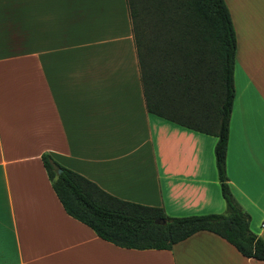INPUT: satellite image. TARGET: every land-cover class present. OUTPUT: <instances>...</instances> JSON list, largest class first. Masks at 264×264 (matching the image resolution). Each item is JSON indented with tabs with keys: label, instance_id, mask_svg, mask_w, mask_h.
<instances>
[{
	"label": "crops",
	"instance_id": "0c3cea01",
	"mask_svg": "<svg viewBox=\"0 0 264 264\" xmlns=\"http://www.w3.org/2000/svg\"><path fill=\"white\" fill-rule=\"evenodd\" d=\"M244 12L225 171L264 241V12ZM215 143L147 111L126 0H0V264H264L207 231L171 250L105 242L65 213L41 161L169 217L206 215L225 210Z\"/></svg>",
	"mask_w": 264,
	"mask_h": 264
},
{
	"label": "trees",
	"instance_id": "16d2710c",
	"mask_svg": "<svg viewBox=\"0 0 264 264\" xmlns=\"http://www.w3.org/2000/svg\"><path fill=\"white\" fill-rule=\"evenodd\" d=\"M147 111L212 136L223 213L169 217L161 207L123 201L60 165L41 161L65 213L101 240L133 250H171L199 232L215 234L243 257L264 261V241L227 184L225 157L235 94L236 36L224 0H126ZM60 170V173H58Z\"/></svg>",
	"mask_w": 264,
	"mask_h": 264
},
{
	"label": "rangeland",
	"instance_id": "374dc122",
	"mask_svg": "<svg viewBox=\"0 0 264 264\" xmlns=\"http://www.w3.org/2000/svg\"><path fill=\"white\" fill-rule=\"evenodd\" d=\"M237 2H231L229 3L230 9H228L229 14L232 16L231 21L232 25L235 31L236 35V40H237V45H236V57H235V65H234V79H235V90L238 91L241 87V83L243 82L241 78V71L240 68L238 67V47H242L244 43L247 41L253 40L252 35L246 32L245 30V23L244 19L241 17V14L244 13H254V12H264V3L259 4V10L256 9L254 6H256V3H244V4H239ZM227 6V5H226ZM241 19V20H240ZM264 28V26H263ZM262 38L264 39V34L262 35ZM242 42V43H241ZM241 43V44H240ZM240 44V45H239Z\"/></svg>",
	"mask_w": 264,
	"mask_h": 264
},
{
	"label": "water",
	"instance_id": "95a60500",
	"mask_svg": "<svg viewBox=\"0 0 264 264\" xmlns=\"http://www.w3.org/2000/svg\"><path fill=\"white\" fill-rule=\"evenodd\" d=\"M58 173H60V170H58Z\"/></svg>",
	"mask_w": 264,
	"mask_h": 264
},
{
	"label": "built area",
	"instance_id": "2783aa9c",
	"mask_svg": "<svg viewBox=\"0 0 264 264\" xmlns=\"http://www.w3.org/2000/svg\"><path fill=\"white\" fill-rule=\"evenodd\" d=\"M262 226H264V224H262Z\"/></svg>",
	"mask_w": 264,
	"mask_h": 264
}]
</instances>
